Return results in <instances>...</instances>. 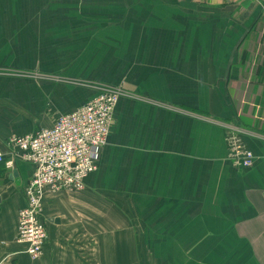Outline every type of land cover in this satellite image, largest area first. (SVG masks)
Wrapping results in <instances>:
<instances>
[{"label":"crops","instance_id":"crops-1","mask_svg":"<svg viewBox=\"0 0 264 264\" xmlns=\"http://www.w3.org/2000/svg\"><path fill=\"white\" fill-rule=\"evenodd\" d=\"M106 86L125 94L99 168L45 196L38 259L18 240L35 167L0 164V264H264V0H0L7 156Z\"/></svg>","mask_w":264,"mask_h":264},{"label":"built area","instance_id":"built-area-1","mask_svg":"<svg viewBox=\"0 0 264 264\" xmlns=\"http://www.w3.org/2000/svg\"><path fill=\"white\" fill-rule=\"evenodd\" d=\"M124 94L119 88L102 87L95 98L61 115L52 127L12 136L8 140L12 148L9 156L0 149V164L7 170H12L16 161L35 167L25 187L26 205L18 215V240L26 243L32 259L41 257L48 240L46 222L42 218L45 196L85 189L87 178L99 168L101 150L107 144L115 109ZM231 146L237 164L245 168L254 165L251 150L237 140Z\"/></svg>","mask_w":264,"mask_h":264}]
</instances>
